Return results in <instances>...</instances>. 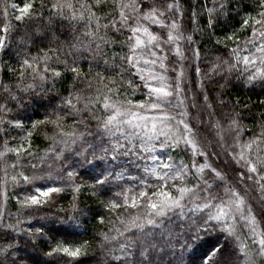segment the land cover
<instances>
[{"label":"snow or ice","instance_id":"obj_1","mask_svg":"<svg viewBox=\"0 0 264 264\" xmlns=\"http://www.w3.org/2000/svg\"><path fill=\"white\" fill-rule=\"evenodd\" d=\"M0 200V264H264V0H0Z\"/></svg>","mask_w":264,"mask_h":264},{"label":"trees","instance_id":"obj_2","mask_svg":"<svg viewBox=\"0 0 264 264\" xmlns=\"http://www.w3.org/2000/svg\"><path fill=\"white\" fill-rule=\"evenodd\" d=\"M210 47V46H209ZM197 63V62H196ZM201 67H203V65H201ZM87 66H85V70H86ZM231 97L233 99L239 97V98H243V92L240 90H232L230 93ZM143 97L140 94H137L134 99L139 100L142 99ZM252 101L255 103H258V97L255 95H252ZM259 109H254V111H258ZM217 111H224V109L222 108H218ZM249 128H252V124L249 122ZM183 158V157H180ZM67 203V202H65ZM7 208V210L9 212L15 213L16 212V208L12 206V203H8L5 201L4 204V209ZM230 223H232L233 221H229ZM112 227V225L109 223L108 220L105 221L104 224H99L96 221L93 220H88L87 222H82L80 228L78 229V231L82 234L81 237H76V239H85L88 240L92 245V249H90V256L89 258L84 259L83 264H96V260L97 259H103V255L102 252L100 250L99 247V243H98V238H99V233L101 231H105L107 232L110 228ZM116 227H119V224L116 225ZM87 230V231H85ZM246 231V229H245ZM218 239V237L216 236V234H209L207 236H204L202 238V240H200L198 242V244L201 247H205L207 248L208 246L212 245L216 240Z\"/></svg>","mask_w":264,"mask_h":264},{"label":"rangeland","instance_id":"obj_3","mask_svg":"<svg viewBox=\"0 0 264 264\" xmlns=\"http://www.w3.org/2000/svg\"><path fill=\"white\" fill-rule=\"evenodd\" d=\"M195 63H196L195 60L191 61V64H195ZM177 67H179V66H177ZM184 67H185V72L186 73H192L193 70H192V68L189 65H185ZM189 87H191V85H189ZM189 98H191V92L189 93ZM173 103H175V101H173ZM205 119H207V116H205ZM217 150H219V149H217ZM209 151H212V149L209 148ZM213 159H215V157H213ZM217 163H219V161H217ZM4 204H5V201L0 200V211L4 210ZM262 228H264V225H260L258 223L257 230L259 231Z\"/></svg>","mask_w":264,"mask_h":264}]
</instances>
